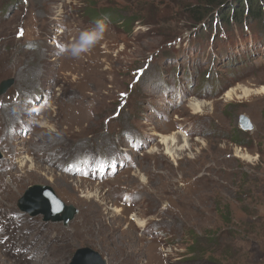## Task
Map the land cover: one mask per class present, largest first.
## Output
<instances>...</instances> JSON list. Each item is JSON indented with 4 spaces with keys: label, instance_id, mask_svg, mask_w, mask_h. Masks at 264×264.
Masks as SVG:
<instances>
[{
    "label": "rangeland",
    "instance_id": "rangeland-1",
    "mask_svg": "<svg viewBox=\"0 0 264 264\" xmlns=\"http://www.w3.org/2000/svg\"><path fill=\"white\" fill-rule=\"evenodd\" d=\"M199 1L0 0V84L13 79L0 94V172L17 179L0 209L3 264H70L79 247L107 264H264V20L227 24L217 11L197 25ZM101 18L107 31L90 52L62 53ZM83 93L92 119L65 136L55 117ZM33 184L50 185L75 217L23 209ZM88 195L123 217L121 229L135 225V252L121 240L126 263L100 231L74 232Z\"/></svg>",
    "mask_w": 264,
    "mask_h": 264
},
{
    "label": "bare ground",
    "instance_id": "bare-ground-1",
    "mask_svg": "<svg viewBox=\"0 0 264 264\" xmlns=\"http://www.w3.org/2000/svg\"><path fill=\"white\" fill-rule=\"evenodd\" d=\"M43 56H44V54H43ZM44 59L49 60L47 57H45ZM249 92H250V90H248V89L244 90L245 94H248ZM256 92L257 93H264V85L261 86V88L259 90H256ZM231 93L232 92L229 91L228 95L230 96ZM82 96L83 97L73 99L72 101H68V100L64 101L62 103L60 115L55 117L58 124L65 125V128H66L65 136H71L70 129L73 125H80L83 122H85V121L88 122L89 120L92 119L91 116H92L93 112L90 110L91 108L89 107V105L85 101V99L91 98V96L87 95L86 93H83ZM192 105H194L195 109L201 107L199 105V103H194ZM17 115H19L22 119L27 118V112L23 106L20 107V112H18ZM10 117H11V119H13L15 117V115H11ZM89 127H90V124L88 126H86V128L84 129L85 132H86L87 128L89 130ZM50 129H52V128L48 127L47 124L46 125L42 124V132L43 133H45L44 130L51 132ZM6 135H7V132L4 133V136H6ZM15 136H16V134H13V135H10L9 137L12 139H15ZM163 139L165 142V140L167 138L165 137ZM169 140L171 141V138H169ZM189 147H192V145H190L188 142V144H185L184 148L189 149ZM23 149L25 150L24 147H21V146L17 147L16 152L14 154L22 153ZM26 150H28V149H26ZM169 153H170V151L168 152V154ZM236 155L240 156L238 154H236ZM15 158H16V155L12 157V160L10 163L11 166H13V164H15ZM27 161H30V159L27 158ZM23 164L24 163L22 162V165ZM7 174L9 175L11 173L8 171ZM21 174L24 176H31V173H29V171H22L21 170ZM12 176H13L12 183L7 184L4 182V177H5L4 173L0 172V209L5 208V207H10L12 201L14 200V198L17 194V193H15L14 189L12 190V184H17V179L15 178V173H12ZM135 180L136 179L133 176H130L128 179H126V186H125L126 189H129V187L133 186V184L135 183ZM72 186H73V184H70V187H72ZM74 186L79 187L80 185L74 184ZM74 188H76V187H74ZM142 189H143V187H141V190ZM118 192H119V194L117 193V196L121 198L124 191L121 190ZM141 195L142 194H140V196ZM88 197L90 198L89 203H90L92 209L88 210V213H89L88 215H85V216L80 218L81 224H77L74 232H76L77 235L89 237L93 233L100 231V233L102 234V240L108 244L109 252H111V254L116 255L117 259L119 260L120 263H126V256L123 255L124 245H123L121 240L127 239L129 242V245H130V247L128 249L129 252H135V250H136L135 249V240H136L135 225L133 223H131V226H129L127 229H121V225L123 224L122 223V221H123L122 216L110 215V210L106 207H105V210L108 211V214L105 215L104 210H103V206H104L103 203H101L99 200H97V198H94L95 200H93V198H91L89 195H88ZM118 197H117V199H118ZM133 218L136 219V217H133ZM119 230L121 231V233H119V235H117L116 232H119ZM0 264H3L1 255H0Z\"/></svg>",
    "mask_w": 264,
    "mask_h": 264
},
{
    "label": "water",
    "instance_id": "water-1",
    "mask_svg": "<svg viewBox=\"0 0 264 264\" xmlns=\"http://www.w3.org/2000/svg\"><path fill=\"white\" fill-rule=\"evenodd\" d=\"M12 82V78L3 80L0 84V94L6 92ZM239 125L244 130H251L254 127L246 114L241 115ZM19 204L32 215L44 213L46 220L64 221L65 224H68L78 212L74 205L65 203L54 189L46 184L30 185L20 198ZM70 264H107V260L91 247H79Z\"/></svg>",
    "mask_w": 264,
    "mask_h": 264
},
{
    "label": "trees",
    "instance_id": "trees-1",
    "mask_svg": "<svg viewBox=\"0 0 264 264\" xmlns=\"http://www.w3.org/2000/svg\"><path fill=\"white\" fill-rule=\"evenodd\" d=\"M189 10L197 25L208 17L212 19L210 15L217 11V18L227 24L233 20L241 25L249 20H264V0H200Z\"/></svg>",
    "mask_w": 264,
    "mask_h": 264
},
{
    "label": "clouds",
    "instance_id": "clouds-1",
    "mask_svg": "<svg viewBox=\"0 0 264 264\" xmlns=\"http://www.w3.org/2000/svg\"><path fill=\"white\" fill-rule=\"evenodd\" d=\"M107 27L106 18L97 19L93 26L81 30L76 38L65 44L62 53L79 58L90 52L104 38Z\"/></svg>",
    "mask_w": 264,
    "mask_h": 264
}]
</instances>
